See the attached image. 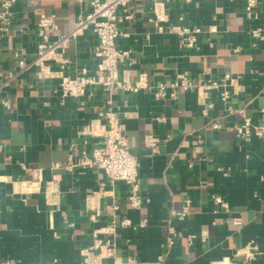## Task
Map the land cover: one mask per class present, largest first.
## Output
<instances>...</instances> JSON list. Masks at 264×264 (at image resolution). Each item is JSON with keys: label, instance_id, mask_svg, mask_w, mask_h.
Listing matches in <instances>:
<instances>
[{"label": "crops", "instance_id": "0c3cea01", "mask_svg": "<svg viewBox=\"0 0 264 264\" xmlns=\"http://www.w3.org/2000/svg\"><path fill=\"white\" fill-rule=\"evenodd\" d=\"M246 2L132 0L135 19L122 26L118 46L131 53L133 63L120 67L122 77L135 84L146 74L149 87L170 83L179 73L196 82L232 77L225 83L227 101L223 87L209 91L204 102L197 90L160 100L147 89L114 94L112 108L138 157L140 194L148 201L134 209L125 182L111 183L94 168H64L70 160L77 164L83 149L90 153L102 143L82 132L109 109L105 92L93 89L80 101L62 103L59 75L41 80L38 68L20 74L16 56L27 63L34 59L41 14L56 16L55 39L72 31L90 7L75 0L17 1L13 24L0 41V87L10 73H18L0 91V262L82 264V250L96 240H112L116 256L102 264H264V141L243 143L234 131L242 114L257 124L264 109V42L249 34L256 25L264 29V0L250 15ZM158 4L169 24L184 19V25L203 29L199 51L182 49L176 34L161 32L168 24L156 21ZM97 45L86 31L71 41L66 68L51 63V71L70 77L82 68L94 73ZM4 99L11 109L2 105ZM150 136L153 147L146 146ZM188 203V216H173ZM229 219H240L241 225ZM171 228L180 234L172 246ZM189 236L195 237L192 242Z\"/></svg>", "mask_w": 264, "mask_h": 264}, {"label": "built area", "instance_id": "2783aa9c", "mask_svg": "<svg viewBox=\"0 0 264 264\" xmlns=\"http://www.w3.org/2000/svg\"><path fill=\"white\" fill-rule=\"evenodd\" d=\"M18 0H1L0 1V41L5 31L13 24L14 12L13 7ZM81 8L90 7V12L80 14L75 28L67 35L51 38V34L58 31L55 15L41 14L37 23V33L39 43L34 59L27 63L24 58H19L20 74L29 71L32 68H38V76L41 80H46L59 75L60 82V98L62 103L65 99H73L80 101L93 89H102L107 97V106L109 109L99 114L100 126L97 123H91L85 127L82 132L83 136H94L103 138L102 143L92 152L83 149L77 164L70 160L64 166L66 170H72L76 166L94 168L102 171L111 183L117 181L125 182L129 187V202L134 209H141L148 201L140 194L139 182V160L138 157L130 151L128 140L125 134V127L120 123V114L113 110V97L117 91L138 93L140 90H154L155 98L166 99L176 98L178 91L197 90L199 99L205 101L209 91L224 88L221 93L223 101L230 99L231 95L227 89L228 81L232 77L229 74L224 76L223 82L218 81H194L188 73H179L170 83H160L156 87H149L147 75L141 74L137 83L132 84L126 77L121 76L120 67L126 61L133 63L131 53L119 48L118 41L124 35L122 26L126 22L135 19V12L131 10L130 4L132 0H75ZM170 1V0H167ZM186 4L193 0H179ZM259 5V0H247L246 12L250 15ZM160 6V7H159ZM123 12V14L120 13ZM156 21L167 23L161 30L163 33L176 34L179 37L180 48L199 51L198 37L203 34L201 27H188L184 25V19H181L180 25L169 24V17L162 5H156L154 9ZM86 31H91L98 40L95 48V56L99 59V65L94 73L89 72L87 68H82L75 77L64 75L63 72L54 73L51 71L50 64H58L64 70L68 64L65 58L66 52L70 47L71 41L76 40ZM250 36L256 42H264V29L258 25L254 26L250 32ZM236 49L234 52H238ZM18 77V73H10L4 86L9 84ZM3 87H0V91ZM2 105L11 109V101L4 99ZM212 107L209 105L208 108ZM208 109L204 112L206 113ZM243 113V112H242ZM243 115V121L234 127L236 139L243 143H248L252 139L257 138L264 141V109L260 112V120L257 124H253L251 119ZM102 122L104 126H102ZM214 129H219L220 125L215 123ZM85 145L88 143L84 142ZM154 139L150 136L146 139V146L153 147ZM72 147L76 143L71 144ZM1 150V146H0ZM59 168V166H56ZM38 183L42 179V172L38 173ZM54 185L57 182L54 181ZM214 201L220 205L226 213H231V207L221 198L215 197ZM189 215V203L179 213L173 216L184 219ZM94 219V217H93ZM230 220V219H229ZM235 225H241L240 219L230 220ZM129 221H125V225H129ZM172 237L169 239V245L175 243V238L180 234L171 228ZM194 236H189L192 242ZM116 244L112 240L104 242L96 240L94 245L89 249L81 251L82 264H102L104 260L114 259L116 256ZM0 264H17L16 261L6 259Z\"/></svg>", "mask_w": 264, "mask_h": 264}]
</instances>
